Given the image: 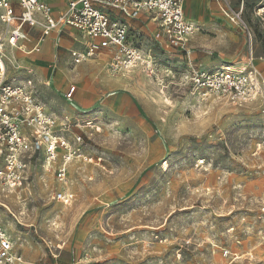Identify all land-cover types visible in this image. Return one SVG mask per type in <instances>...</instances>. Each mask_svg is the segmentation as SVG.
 Returning a JSON list of instances; mask_svg holds the SVG:
<instances>
[{"label":"rangeland","instance_id":"374dc122","mask_svg":"<svg viewBox=\"0 0 264 264\" xmlns=\"http://www.w3.org/2000/svg\"><path fill=\"white\" fill-rule=\"evenodd\" d=\"M259 1L229 0L242 8L248 40L210 0L216 12L196 20L192 60L231 68L251 54L264 76ZM47 2L57 11L65 5ZM130 27L143 62L121 75L100 58L71 66L58 50L66 63L55 80L66 75L63 94L76 88L70 101L60 83L47 87L46 58L7 51V78L68 118L71 141L82 140L64 184L35 157L20 189L0 187V224L15 253L24 264H264V106L202 101L185 78L186 58L159 27L147 17ZM62 192L72 199H58Z\"/></svg>","mask_w":264,"mask_h":264},{"label":"built area","instance_id":"2783aa9c","mask_svg":"<svg viewBox=\"0 0 264 264\" xmlns=\"http://www.w3.org/2000/svg\"><path fill=\"white\" fill-rule=\"evenodd\" d=\"M186 0H66L64 11L55 13L45 0H0V187L3 192H16L26 180L35 157L43 160L45 167L53 169L55 180L64 184L67 166L76 158L75 142L70 139L69 119H58L27 90L24 84L7 78V49H21L25 28L38 29V44L52 33L64 29L76 30L82 40V50L70 51L73 65L107 54V68L111 75H121L143 62L140 51L129 40V24L118 19L119 12L126 19H135L145 13L158 24L166 43L190 56L187 47L198 32L196 23L186 19ZM221 13L235 31L242 30L248 40L250 29L241 20L242 8L234 11L222 8ZM255 18L264 31V0L254 10ZM229 69L221 66L202 69L188 64L186 80L193 91L204 101L213 97L234 108L248 105L264 106V76L248 63ZM241 66V67H239ZM54 68V67H53ZM75 87L62 96L70 101ZM203 161H198L201 166ZM71 194L57 193V198L69 202ZM3 206V205H2ZM6 210L7 207L3 206ZM1 220V214H0ZM224 258L236 255L223 251ZM0 264H24L15 253L12 241L0 224Z\"/></svg>","mask_w":264,"mask_h":264},{"label":"crops","instance_id":"0c3cea01","mask_svg":"<svg viewBox=\"0 0 264 264\" xmlns=\"http://www.w3.org/2000/svg\"><path fill=\"white\" fill-rule=\"evenodd\" d=\"M45 1L47 2V0H45ZM216 1H217V8L220 9V11H221L222 8L230 7L229 0H222L224 5H221L219 0H216ZM49 5L54 9L55 13H59V12L64 11L65 6H66V0H65V5H64V7H63V9L61 11H57V9H55L51 4H49ZM210 7H211L210 6V0H186V2L184 4V15H185L187 20H189L191 22H194V23L197 22L196 21L197 19H200L203 22L204 21L207 22L206 21V16L209 13H211V12H216L215 6H212V11H211ZM116 16L118 17V19H123L124 21L128 22V24H129V40H130V32H131L130 22H131L132 19L124 18L119 12L116 14ZM141 17L150 18V20L158 26V24L152 19V17L150 15H148V14H145V13L140 14L135 19H140ZM228 27L232 30L233 33L237 32L230 25H228ZM25 32H26V37H25V39H23L21 41L22 48L21 49H16V48L9 49L8 48L7 51L11 50L13 52L14 51L21 52L23 55H26V56L33 55L32 57H35L36 59H38V58H41V59L46 58L47 61H46L45 69H46V72H47V78L45 80H46L47 87L50 88L51 84L53 82H54V85L55 84H59L60 82H62V81H59V83H58L57 80H55L56 74L61 69L60 66L63 63L64 64L66 63L65 60L60 55V53L58 52L59 49H64L66 51L67 58L69 59V63H70L71 66L80 65V64L73 65L72 64V60L70 58V51L82 50V48H83V40H82L80 34L76 30L71 29V28H66V29L63 30L62 33H59V34L52 33V34H50L48 37H46L44 39V41H42L41 43L38 44V47H39L38 51H35V48H36V45L38 43V39L40 37L39 30L38 29L25 28ZM47 39H49L50 41L48 42ZM30 42L32 44L30 45V47L26 48L25 43L29 44ZM45 44H46V46H44ZM65 45H68L69 48L64 47ZM74 45H76V47ZM72 46H74V47H72ZM187 47L190 50L189 43H188ZM182 54L186 58V63H185L186 69H185V72L188 69V64L189 63L193 64L194 66H198V67H200L202 69H208V70L214 69L216 67H219V66H215V67L206 68L201 63L195 62L194 60H192V52H191V50H190V56H186L184 53H182ZM96 58H100V60L103 61L105 63V66L107 67V62H108L107 54H102V55L96 56V57L92 58L91 60L96 59ZM88 61H90V60H88ZM88 61H86V62H88ZM248 61H249V59L247 57V59L245 60V63H248ZM83 63H85V62H83ZM107 70H108V68H107ZM60 85H61V83H60ZM62 87H63V85H61L60 88H57L58 89V94H60V95H63ZM67 91H68V89L66 90V92ZM75 91H76V88H75ZM232 254L236 255L237 260L241 259V258H238V257H241V256L237 255L236 253H232ZM246 255H248V254H246Z\"/></svg>","mask_w":264,"mask_h":264},{"label":"bare ground","instance_id":"6f19581e","mask_svg":"<svg viewBox=\"0 0 264 264\" xmlns=\"http://www.w3.org/2000/svg\"><path fill=\"white\" fill-rule=\"evenodd\" d=\"M38 49H39V47H38ZM221 67L226 68V69H229V67H226V65H222ZM66 78H67V77H66L65 74H63V76H61L62 81H65ZM59 79H60V78H59Z\"/></svg>","mask_w":264,"mask_h":264}]
</instances>
